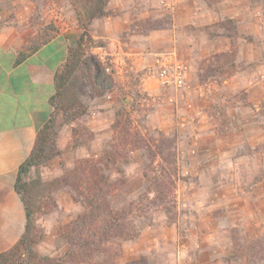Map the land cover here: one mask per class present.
Segmentation results:
<instances>
[{"label": "crops", "instance_id": "0c3cea01", "mask_svg": "<svg viewBox=\"0 0 264 264\" xmlns=\"http://www.w3.org/2000/svg\"><path fill=\"white\" fill-rule=\"evenodd\" d=\"M254 2L221 0L209 6L205 0H176L177 8L171 15L169 27L144 30V21L167 14L160 0H110L107 5L110 15L93 20L88 30L90 37L95 42H103V46L91 47L89 51L94 57L81 65L93 75L92 63L109 59L113 83L124 87H129L130 80L138 76L139 92L153 98L146 117L148 126L163 133L173 131L179 137L182 135L178 150L183 155V165L204 166L214 160L210 165H216L217 178V170H220L227 180L241 188L237 196L241 202L233 210L236 213L245 205L254 204L253 196L264 201V176L257 179V174L264 170V151L257 149L264 143V112L259 108L264 104V79H260L264 75V63H257L264 57V34L259 30L261 20ZM52 5L57 7L61 19L54 21L57 30L47 44L28 53L30 43L44 31L38 20L45 23L55 18L53 8L49 10ZM43 12L38 19V14ZM226 18L236 21L241 36L237 63L243 67L227 80V86L216 81L202 84L198 78L202 62L214 54L229 51L232 45L222 32L211 36L198 29ZM82 31L72 0H0V253L15 245L25 231V208L14 183L20 165L35 147L38 131L51 117L55 75L67 61L69 50L76 46ZM174 49L189 64L186 81L193 92L185 101L181 99L172 105L167 100L171 88L162 86L157 76V59ZM20 53L28 55L18 62ZM93 85L99 87L95 82ZM203 86L205 98L198 92ZM76 92L88 106L83 121L95 134L94 145L99 146L102 134L113 131L118 104L116 91L92 94L79 87ZM189 103L193 105L203 145L204 141L212 144L202 148L201 157H190L185 141V133L189 131L180 126V120L187 117ZM221 114L227 124L224 135L218 138L214 129L221 125ZM73 127L74 122L64 124L63 116H59L58 145L64 151L72 149ZM215 144H221L225 151L212 157L209 151ZM78 149L79 157L83 148ZM52 164V171L59 175L60 166L56 162ZM194 180L196 175L191 182ZM198 181H206V176L200 174ZM219 183H222L221 175ZM221 185L227 188L225 182ZM216 187V184L209 186V190L212 189L207 194L209 200L219 199L220 187ZM199 194L201 200L198 201L194 200L196 194L188 191L184 195L188 201L185 206L192 210L190 215L198 225H164L157 221L154 225H142L136 242L129 251L124 250L126 260L137 261L146 256L150 264H246L245 258L234 254L233 225H215L211 215L213 209L225 206L228 201L222 198L224 203L219 200L205 203ZM61 196L62 193L57 196L60 208ZM75 205L71 208H77ZM259 206L261 208L262 204Z\"/></svg>", "mask_w": 264, "mask_h": 264}, {"label": "rangeland", "instance_id": "374dc122", "mask_svg": "<svg viewBox=\"0 0 264 264\" xmlns=\"http://www.w3.org/2000/svg\"><path fill=\"white\" fill-rule=\"evenodd\" d=\"M221 0H212L211 5L206 3L209 6L215 5L217 2H220ZM256 2V12L258 16L260 17L261 23L259 25V30L261 33L264 34V0H253ZM254 2V3H255ZM160 5L163 7L164 10H166L167 14L163 16L160 19H154V20H146L142 23V27L144 30H159L162 27H169L172 22L171 15L176 11L177 3L176 0H174V7L172 9L164 7L161 2ZM53 8V9H52ZM57 7L55 5H52V7L49 8L53 10L55 18L52 17V19H48V22H43L42 19L40 21L38 20L39 27L52 26L55 28V31L57 30V25L54 21L60 22L61 19L59 17V12L56 9ZM48 10V11H49ZM44 14L40 13L38 14V19L41 17V15ZM52 15V14H49ZM47 15L49 18L50 16ZM43 16V15H42ZM230 19V18H226ZM226 19L220 21L223 22ZM235 21V20H234ZM216 23L212 26H204L198 29V32L206 33L207 35L215 36L216 33L222 32L223 35H226L231 42V48L229 51L219 54H214L208 59L204 60L201 64V68L198 72V78L199 81L202 84L207 83L208 81L214 82L216 81L219 84L226 85L227 80L236 74L239 67H243V65H239L237 63V55H238V43L241 38L240 34L237 31V34L234 30H228L226 28H220L217 25L220 23ZM236 22V21H235ZM237 28V24H236ZM53 33V32H52ZM231 35V36H230ZM247 39V38H246ZM101 42V41H98ZM103 43V42H102ZM91 47L86 48V54L84 57V61L88 60L90 58H93L94 56L90 53L89 49ZM177 53L178 57V51L177 49L170 50ZM180 58V57H179ZM182 59V58H180ZM184 60V59H182ZM187 65L189 66L188 62L184 60ZM103 66L105 67L106 63L111 65V62L109 59H106L103 62ZM257 63H264V57H261L260 60H258ZM248 67H251V65H248ZM84 67L80 66L77 73L72 77L70 81V87L71 89L76 93V95L80 98V100L84 103L83 99L80 95L76 92V90L84 89L86 91L85 93L91 92L92 94H98L99 92H106L108 90H114L116 91L117 95V101L118 104L115 109V115L117 109L120 107L121 103H124L126 107L131 112V117L134 120V123L136 127L140 131H142L147 137H158L159 131L158 129L151 128L148 126L147 123V114L148 110L151 107V101L152 97L147 96L144 93L139 92L138 90V82L139 77L132 78L130 80V86L124 87L121 84L113 83V86L111 89H108L110 84H106L104 88L101 86L96 87V85H93V78L92 73L87 72L83 70ZM189 68V67H188ZM86 69V68H85ZM113 74V71L111 74L106 75L108 77H111ZM260 79H264V75L260 76ZM84 81V82H82ZM200 83V84H201ZM78 84V85H77ZM201 84V85H202ZM227 86V85H226ZM168 88V87H166ZM206 89L205 86H203V90L201 91L198 89L199 94H203L205 98L206 96ZM189 90V86L187 85V88L183 90H176L174 88H171L170 96L167 97V100L172 105H175L178 100L185 101L187 97L189 98V95L192 94ZM86 105V103H84ZM87 106V105H86ZM88 108V106H87ZM260 110L264 112V104H261L259 106ZM209 111H212V109L209 107ZM213 112V111H212ZM186 113L187 117H184L180 120L181 129H186L189 132L185 133V141L188 143V153L190 157H197L198 155L201 157L202 148L207 147L208 145H212L210 143H207V141H204L203 145V137L202 133L199 131L197 127V119L195 114L193 113V105L191 103L186 105ZM82 117L78 121L74 122V127H77L78 125H85ZM115 120V118H114ZM221 125L214 129L215 135L220 138V136H223L224 125L227 124V120L222 116L220 117ZM64 123V122H63ZM114 123V122H113ZM66 124V123H64ZM73 127V128H74ZM87 127V126H86ZM112 128V127H111ZM163 133V132H162ZM166 135L167 138L171 139L175 143L176 147V155H177V165L180 172V178L177 181L174 193L171 196L172 203L168 206L170 207L169 214L166 213V210H164L163 207L159 206L154 202V193L149 192L150 184L148 180L144 177V172L146 170H149L150 174L152 176L154 175V171H159V164L155 163L152 165L151 168H148L149 161L147 160L145 154L143 151H133L129 154V158L126 162L118 163L117 165H114L111 169L107 170L106 173L109 175L111 182L116 184V188L111 196V202L115 209H122L126 207H131L133 209V220L137 225L139 235H140V226L142 225H154L157 221L158 224H168V225H198L196 220H194V216L190 215L191 209H188V205L185 206V203L188 202L186 199L185 193H188V191L191 194L194 195V200H201V196H199V192L202 195V202H209V201H218L224 203L223 199H226L228 201V204H225V206H218L217 208L213 209L212 217L214 219L215 225H233L231 229V233L233 236V249L234 254L238 257H243L246 259V264H264V201H258L262 200L263 198H257L253 196L251 205H245V207L236 213L235 207L239 206L241 200L237 197L242 191L239 185L234 183L233 181L227 180L225 177L226 175L221 172L220 170H217L218 178L221 175V181L225 182V185L227 188H223L222 185L218 184V178L215 173V166L216 165H210L214 162H209L208 165L202 166H192V165H183V155L178 150L179 143L181 141V136L173 131L165 132L163 133ZM95 135V134H94ZM113 138V131L110 133L102 134V136L99 138L101 139V144L99 143V146L94 145V141L96 138L94 137L93 140L87 139V137L80 136L81 143L80 146H74V141L72 145V149L69 151L62 150L63 154L52 160L47 166L41 167L39 170H33L30 175L27 177L28 181L34 180L37 177H40L42 181L49 182L57 177H61L63 175L71 173L76 163L85 158H91L92 156L99 157L102 155L103 151L107 148H109L110 143L112 142ZM65 141V136H64ZM83 143V144H82ZM218 143H221L218 141ZM66 142H64V145ZM258 150L264 151V143L257 146ZM78 148H83V154L82 156L78 157L77 150H80ZM213 148V147H212ZM225 151V148L221 144H215L213 149H210V156L216 157V154L218 155L221 151ZM64 153L66 154V157L64 156ZM206 153V152H205ZM52 162L58 163L61 169V173L56 176V173L52 170L54 169ZM218 169V168H216ZM200 174H204L206 176V181H198L197 179L200 176ZM223 174V175H222ZM196 175V180L191 182V179H194V176ZM264 176V170L260 171L257 174V179ZM252 178L251 180H253ZM191 182V184H190ZM216 184L218 190L220 191L219 199L217 197H214L215 199H208L207 194L208 192H211L212 189L209 190L210 185ZM222 188V189H221ZM248 190V188H247ZM59 193H62L61 196V208L57 206L52 212L48 214H44L45 211H47L48 208L52 205L50 202L51 199L48 198L47 194L41 195L36 207H40L39 210H37L36 214V221L35 224L37 226V230L43 235V240L36 245V250L41 256H51V257H61L65 254V252L68 249L67 244L65 241L59 236L58 232L61 227L68 224L70 221H72L77 215L82 213L85 210L82 197L77 194L71 187H66L61 190H58L54 194H52V198L57 202V196ZM71 195V197H69ZM259 196V195H258ZM75 198H77L78 201H76ZM232 201V202H231ZM64 204V205H63ZM72 204H76L75 206L77 208H71ZM259 204L261 206H259ZM227 205V206H226ZM233 205L234 207H230ZM230 208V209H228ZM77 210H79L77 212ZM232 210V211H230ZM261 210V213L259 212ZM202 215V213H201ZM199 215V216H201ZM207 217V215H206ZM199 218V217H198ZM67 222V223H66ZM66 223V224H65ZM138 239V238H137ZM133 241H126L123 243V254L119 258V263L126 264V263H135V262H141V264H150L146 258V256H141L140 259L137 261H127L125 257V251H129L132 244L136 242V240Z\"/></svg>", "mask_w": 264, "mask_h": 264}, {"label": "trees", "instance_id": "16d2710c", "mask_svg": "<svg viewBox=\"0 0 264 264\" xmlns=\"http://www.w3.org/2000/svg\"><path fill=\"white\" fill-rule=\"evenodd\" d=\"M211 5L212 0H205ZM110 0H72L79 27L83 30L75 47L70 48L67 61L55 75L56 92L50 99L53 107L51 117L40 128L36 144L29 156L20 165L14 183V189L20 196L26 213L25 231L18 242L9 250L0 253V264H121L123 243L139 237V231L133 220V209L126 207L115 209L111 196L116 184L111 182L107 170L121 162H126L133 151H143L150 162L148 168L158 163L160 170L154 175L146 170L143 174L150 184L149 192L154 193V202L169 214L171 196L180 178L174 141L162 132L158 137H147L136 127L130 110L124 103L116 111L112 124L113 138L109 148L101 156H92L79 160L74 170L66 175L44 182L40 177L28 181L33 170L47 166L63 152L59 148L58 119L63 116L64 123H73L84 117L88 108L70 87V81L84 62L87 47L103 46L89 35V26L95 19L110 15L107 5ZM220 28L236 31V22L226 19L218 25ZM55 28L44 27V31L27 48L28 53L37 51L54 36ZM53 32V33H52ZM231 36V35H230ZM20 53L18 62L27 57ZM95 84L104 88L113 80L105 73L103 63H92ZM93 140L94 133L84 125L72 129L74 146H80V136ZM83 144V143H82ZM66 187H71L82 197L85 210L72 221L60 228L58 234L68 246L61 257L41 256L36 245L43 240V235L35 224L36 207L41 195L47 194L52 205L44 214L52 212L57 202L52 194ZM76 201L77 198L74 197ZM141 264V262L126 263Z\"/></svg>", "mask_w": 264, "mask_h": 264}, {"label": "built area", "instance_id": "2783aa9c", "mask_svg": "<svg viewBox=\"0 0 264 264\" xmlns=\"http://www.w3.org/2000/svg\"><path fill=\"white\" fill-rule=\"evenodd\" d=\"M160 2L164 7L170 9L174 7V0H160ZM105 65V73L111 74L112 66L107 63ZM157 67V76L162 86L176 90L187 88L186 76L189 68L176 52L170 51L161 54L157 59Z\"/></svg>", "mask_w": 264, "mask_h": 264}]
</instances>
